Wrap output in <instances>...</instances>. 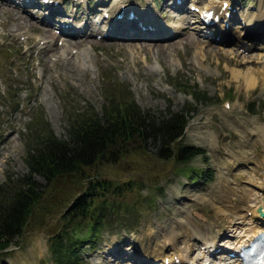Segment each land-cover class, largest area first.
Listing matches in <instances>:
<instances>
[{
    "label": "rangeland",
    "instance_id": "374dc122",
    "mask_svg": "<svg viewBox=\"0 0 264 264\" xmlns=\"http://www.w3.org/2000/svg\"><path fill=\"white\" fill-rule=\"evenodd\" d=\"M252 2L253 3H251L244 9L250 11L251 7L257 6V10L251 13V17H261L264 11V0H253ZM184 42L185 40L181 42H169L165 44L168 45L171 43H178L175 49L174 47L169 48L171 49V52L174 49L172 53V58L174 59V62L177 65L176 70L178 71L173 76V78L179 76L177 84H169V89L166 93H153L152 96L144 98L143 103L148 107L152 108L153 110L159 111L168 109L170 103H172L174 105V109L179 110L188 102H190L185 94L179 93L180 87H187L188 84H196L200 91L208 93V97L220 99L226 97L225 100L229 99L231 101L232 106L236 104L237 107L236 110L231 111L227 114H224L225 110L223 108V103L225 100L221 102L219 101L215 105H208L211 102H204L205 105H199L196 107L198 109V114L196 116V119L190 125V128L186 134V144L205 146L207 150L208 160L205 161L198 158L193 162L192 165L200 168H207L208 172L212 174V177L210 181H201L200 185L196 186L192 185L191 183L186 184L187 181L183 177H177L173 174H170L169 172L157 187H162L161 191L156 188L155 194L157 206H147V209L150 212L149 215H145L143 213L145 212L143 206L138 212L132 214V216L140 214V219L138 223L144 225V228L141 231H137L135 228L132 229L135 230V236H137L138 234H145L151 231V227L154 231L162 233V227H167L174 219L175 215L183 216L180 212L181 210H195L198 214H201L204 208H208L215 212L216 208L213 207V205L216 207H221V204L217 200L219 197L218 192L220 190V181L221 177L227 175L226 170L221 171L223 167H226L222 164L223 158L228 159L230 163L229 169L232 171V174H236L242 171L243 166L246 164L251 168H253L255 165L252 160L244 161L240 158L238 159V162H234L233 159L224 155L225 151L222 148H224L223 144H231L237 142V139L234 134L238 133V129L233 126L230 117L237 115L239 111H242L243 114L250 121H259L264 123V113L261 112L262 107H264V70L262 69V71H257L258 78L250 77V71L254 67H259L261 63H264L263 56L257 55L259 54V51L254 49L249 54L250 57H247V59L249 60L248 62L246 59H241L238 57H234L236 58L235 60H230L228 54H224L219 51V47H227L228 49L235 51L232 47L216 46L215 48V46H208L210 48L205 51V59L202 63L200 60L194 57L195 47H187ZM164 52L170 54L169 50H166ZM235 53L240 54L237 51H235ZM160 56V60L163 62L164 66L169 69L170 66H168L169 62H167L166 54H162ZM233 69L240 71L239 78L236 80L233 78ZM251 83L254 84L251 85ZM255 90L256 92H254ZM229 94L230 97L228 98ZM251 103H253L251 106L256 112H258V107H260L259 115H252L246 112L245 108H247L248 104ZM216 139L218 144L221 145L219 149L213 150L210 144L211 141L214 140L213 142H215ZM254 139L255 136L252 133L249 134L247 143L253 141ZM246 149L248 148L246 147ZM255 151L256 154L260 155L259 160L262 163L264 158V145L258 146ZM157 166V169L160 172H163L166 169L165 164H158ZM112 169L114 172H121L125 180L133 179L135 181L140 182V187L144 186V194H148L155 187L154 183L150 182L149 178L143 174L142 170L137 165H132L130 163L124 162V164H119L116 167H113ZM147 169L149 170L150 168ZM105 171L107 172L106 175L108 177L114 175L110 174V170H108V168H105ZM11 173L21 176L28 173V169L23 163L21 171H11ZM38 179L40 181H43L42 177H38ZM3 180L4 177H0V181ZM146 182L150 183L144 185V183ZM231 193L232 192H230L229 194ZM199 194H203V196L207 200H209L212 205L208 204L209 206H204L202 207V209H199L201 205L193 202L195 196ZM235 198V196L232 197L233 200H235ZM132 199L133 195H130V203L132 202ZM17 203L24 210L27 206L28 201L23 197H20L18 201H16V204ZM221 211L222 210H220V212ZM192 217L194 219L203 220L204 223L208 224L207 220H205L204 217L203 219L200 218L195 214V212L192 213ZM162 219L164 220L160 223V220ZM50 228L54 229L55 226ZM130 231L131 230H122V232L127 236L124 237V241L133 242V238L131 237ZM111 240H119V242L121 241L120 237H118V240H115L114 237H111L107 233L105 234L102 243L99 244V247L106 249L105 245H107V243ZM37 252L38 251L33 252L31 256L20 261L11 259L8 264H40V261L37 258ZM44 254L46 256V260L48 258V255L46 252ZM90 254L92 258H90ZM84 258L86 261H89L90 264H98L102 260L113 261L111 256L108 255V252L100 251L87 252L86 255H84ZM46 264L51 263L46 262ZM111 264L117 263L112 262Z\"/></svg>",
    "mask_w": 264,
    "mask_h": 264
},
{
    "label": "trees",
    "instance_id": "16d2710c",
    "mask_svg": "<svg viewBox=\"0 0 264 264\" xmlns=\"http://www.w3.org/2000/svg\"><path fill=\"white\" fill-rule=\"evenodd\" d=\"M185 124V114L183 112L175 114L171 119L162 121L157 126L155 121H145L144 128L145 132L138 128L126 127H116L106 131L93 132L89 130L86 135L80 138V145L73 148H68L62 144H56L43 152H41L36 157L31 159V175L26 176L24 180V187L20 196L28 201L30 204L39 195L41 184L33 180L34 174H39L44 177H49L54 171L62 169H70L73 166H78L81 163L89 164L92 163L94 157L99 151H101L108 141H112L117 133L122 134L124 137H133V139L144 140V137L149 139L152 137L158 138L163 137V142H172L183 130ZM134 127V126H132ZM92 135V136H90ZM87 197L85 204L90 205V208L95 207L96 195ZM88 209L86 210L89 213ZM23 209L20 205L15 206L11 211L10 215L5 219L4 222H0V245H7L8 242L14 236V232L19 229L21 214ZM90 217V219H89ZM84 219V218H83ZM82 219V220H83ZM87 223L92 226V217L88 215ZM10 223V224H9ZM9 224V225H8ZM83 224H80V228ZM80 240V239H78ZM51 245L54 259L58 264H70L68 258H70L69 246L76 245V241L72 243H66L65 237L57 236Z\"/></svg>",
    "mask_w": 264,
    "mask_h": 264
},
{
    "label": "bare ground",
    "instance_id": "6f19581e",
    "mask_svg": "<svg viewBox=\"0 0 264 264\" xmlns=\"http://www.w3.org/2000/svg\"><path fill=\"white\" fill-rule=\"evenodd\" d=\"M33 2H35V0H31ZM142 15V17H144L146 20H148L149 22L153 21V19L151 17H145L143 14H140ZM257 21L258 22V19L257 18H253V20L251 21ZM201 30V33L202 31L203 32H206L204 31L205 28H199ZM141 34V33H140ZM170 47H174V44L173 45H168L167 46V49L166 50H169V53L171 54V49H169ZM154 48V47H153ZM204 46L203 45H198L197 46V49H199L197 51V54L201 57L204 56ZM165 50V51H166ZM161 51H164V48H159L158 49V53H160ZM220 52L222 53H225L226 52V49L225 48H222V49H219ZM232 54H235V53H232ZM240 57H242L243 59H246L247 62L249 61L247 59L246 56H242V55H239ZM243 61V60H242ZM256 61V60H255ZM249 66V65H248ZM247 66V68H248ZM262 69L264 70V63H261L259 67H254L251 71H250V77L253 78V77H257L258 76V72L257 71H262ZM232 74H233V78L236 80L239 78V75H240V71L236 70V69H233L232 71ZM249 74V73H248ZM249 77V78H250ZM258 78V77H257ZM254 83H251V85H253ZM253 129H256V128H253ZM248 129L247 128H243V136H246V134L248 133ZM257 132L260 134V136H262V138L264 139V128H258L257 127ZM256 132L255 135H259L258 133ZM214 141V140H213ZM212 141V142H213ZM214 145L216 143L213 142ZM256 147V144H252V146L250 147L251 149H254ZM258 168V167H257ZM255 174H257L255 171H254ZM247 174H250V172H247ZM248 181H246L245 183L249 184L250 186V183H253L254 186L256 187L257 191L255 192L253 189H250L248 187L242 189V192L244 194V197L245 198H248V199H251L252 200V205H250L251 209H249L248 211H252L253 212V217L250 218L248 221V223L246 222H243L241 223L240 226H242V228H239L241 229L240 233L242 235V237H245L247 238L248 240H251L253 238L254 235H251V234H256L258 233L259 231H262L264 230V226H261L260 223L258 222V220L256 219V216H259V213H258V210L260 208H262L264 210V180L263 181H260V180H257L255 177H247ZM235 189L233 188H228L226 190H223L224 192V195L222 196V199L223 198H226L227 194H229L230 192H234ZM221 199V200H222ZM220 210H222V208L219 207V209H217V213L219 214H222L224 213V210H222L220 212ZM225 215V214H223ZM240 223H236V225H239ZM246 225H249V226H246ZM235 231V230H234ZM244 232V233H243ZM184 239H188L187 237L184 238ZM173 244V243H172ZM162 247H166V243L164 244H161ZM150 247V246H149ZM181 252H184V251H181ZM157 256L160 255V253H156Z\"/></svg>",
    "mask_w": 264,
    "mask_h": 264
}]
</instances>
